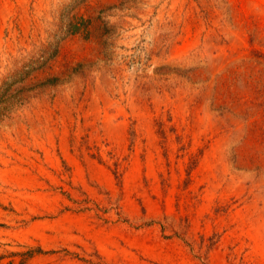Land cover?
<instances>
[{
	"label": "rangeland",
	"instance_id": "rangeland-1",
	"mask_svg": "<svg viewBox=\"0 0 264 264\" xmlns=\"http://www.w3.org/2000/svg\"><path fill=\"white\" fill-rule=\"evenodd\" d=\"M0 264H264V0H0Z\"/></svg>",
	"mask_w": 264,
	"mask_h": 264
},
{
	"label": "trees",
	"instance_id": "trees-1",
	"mask_svg": "<svg viewBox=\"0 0 264 264\" xmlns=\"http://www.w3.org/2000/svg\"><path fill=\"white\" fill-rule=\"evenodd\" d=\"M86 23L87 22L85 20L80 18L79 22H76V24H71V30L80 32L83 28H85Z\"/></svg>",
	"mask_w": 264,
	"mask_h": 264
}]
</instances>
